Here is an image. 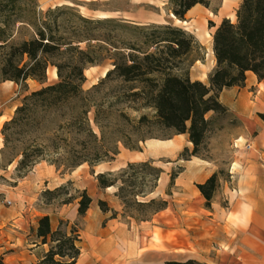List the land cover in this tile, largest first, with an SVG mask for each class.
Segmentation results:
<instances>
[{"label":"trees","instance_id":"obj_1","mask_svg":"<svg viewBox=\"0 0 264 264\" xmlns=\"http://www.w3.org/2000/svg\"><path fill=\"white\" fill-rule=\"evenodd\" d=\"M37 1L0 0V82L11 80L26 90L29 80L44 84L24 95L2 128L4 147L17 149L21 158L16 170L23 175L42 161L62 174L84 163L93 169L115 160L121 146L141 151L145 141L169 138L170 133H187L193 144L191 155L200 157L212 115L229 112L220 100L221 91L243 86L248 72L264 80V0H241L235 20L223 18L217 26L210 21V27H216V66L209 84L190 77L203 46L180 26L125 18L94 19L69 6L43 12ZM196 4L210 6L209 0L168 2L180 20ZM24 29L30 31L29 36L18 38ZM105 60L112 61V68L85 89V70ZM50 67H56L58 79L47 83ZM154 162H128L125 167L99 172L98 186H117L116 195L122 203L127 208L137 206L138 215L131 216L151 220L168 207V200L160 196L138 199L158 187L164 170ZM222 172H213L196 184L207 209L212 208L221 187ZM177 176V172L171 175L170 188ZM68 185L71 180L44 194L58 193ZM77 198L78 214L83 217L93 198L84 189L78 197L72 195L63 202L69 204ZM98 204L103 212L111 210L105 200ZM111 217L116 218V212ZM61 225L53 229L49 214H44L31 228L34 244L48 245L47 251L38 254L37 264L77 263L82 253L79 227L74 224L67 231ZM0 264H8L1 249ZM162 264L208 263L188 258Z\"/></svg>","mask_w":264,"mask_h":264},{"label":"rangeland","instance_id":"obj_2","mask_svg":"<svg viewBox=\"0 0 264 264\" xmlns=\"http://www.w3.org/2000/svg\"><path fill=\"white\" fill-rule=\"evenodd\" d=\"M37 2L39 9L43 12L56 6H69L77 13L94 19H100L99 15L106 14L109 18H125L135 22L172 23L193 33L203 46L201 59L198 60L196 65L199 68H204L202 64L205 66L211 64L212 55L209 48L211 44L213 48V38L212 41L204 39L198 27L203 25V28L211 33L210 21L215 18L212 11L217 8L221 0H209V10L202 9L201 12H196L195 9L185 16L181 22H177L176 18L172 16L168 5L169 0H156L155 5L138 4L137 1L131 2L130 0H38ZM231 6L230 12L233 11L232 9H237L234 0H231ZM29 34L30 31L24 29L19 33L18 38L25 35L28 37ZM93 43L97 44L96 42ZM110 68H112L111 60H105L100 64L88 67L85 70L87 77L84 85L85 89H89L93 84L98 83L103 78V72ZM57 79L58 77L53 75V67H50L47 83L55 82ZM42 85L44 84L29 80L28 89L26 90L15 82H0V144H3L0 148V249L5 252V260L8 264L22 263L21 259L15 257V252L19 248L14 243H19L22 248L32 246L35 237L32 235L31 228L34 226L33 224L37 225L38 213L44 211V207H47L50 213L59 217V222L53 226V229H56L61 222V228L67 231H70L74 224L78 225L82 238L80 245L84 253L80 263L88 264L91 261L87 256L90 249L87 242L89 225L81 217H70L69 211L63 213L64 208L78 204L79 200L77 198L71 202L72 205L70 203L69 205L64 204L65 199L72 195L78 197L84 189H87L93 198L94 204L98 207L100 199L107 202L111 208L109 216L116 212L119 219L130 221L132 223L130 229L135 235L142 233L144 227H160L162 224L159 215L162 213L154 215L146 223L136 220L131 215H138L137 206L132 204L130 208H127L119 196L116 195L117 186L111 189L100 188L96 180L98 165L92 169L88 163H84L75 172L62 174L61 171H57L56 179L61 182L60 185L66 184L68 180L72 181V185H68L60 192L52 195H45L44 191L54 190L56 187L43 189L40 197L37 198L39 201L33 196H25V189L17 188L18 185H25L28 190V187L32 184L38 188L37 180H40L46 174L47 162L42 161L41 165L36 164L25 175L19 173L16 167L21 157L16 154L17 149L12 150L4 147L2 128L4 123L13 117L16 107L21 104L24 95L40 88ZM251 91L250 99L254 101V104H257L259 92L255 88ZM260 113L264 112H259L254 108L249 120L240 118L231 112L212 115L213 120L210 130L207 133L204 146L200 149L201 155L199 157L209 162L201 163L206 164L207 170L212 168L214 172L223 171L220 179L221 187L216 194L211 209L205 207V198L196 185L198 179L196 167H191V164L188 163V160H193L196 157L191 155L192 143L188 145L184 141L182 147L181 144L173 147L166 145L153 147L149 142H144L141 144V151L135 152L124 150L121 146V154L113 162L103 163V171H106L125 167L128 162L154 160V165L164 170L161 177L165 181L158 184L153 194L146 198L138 196V199L148 200L152 196H160L168 200V208L174 210L177 215L192 214L195 222L211 226V235L207 245L197 247L198 252L193 256L188 255L184 259L179 256L176 257V260L195 258L208 264H264V260L259 261L261 257H264V226L261 228V233L252 232V228L257 225L259 218L258 209L261 208L256 204H264V116ZM172 137H174V134L170 133L169 138L167 136L161 140ZM187 140L189 141V139ZM247 144H251L252 147L250 149L246 148ZM175 172L178 173L175 186L170 188L171 175ZM41 187H43L42 181ZM168 191H171L172 194H167ZM251 195L256 199L255 206L250 202ZM196 201L199 202V205L194 208L193 204ZM17 206H21V213L31 215L29 224H26V228L21 231L22 234L14 231L18 228L16 225L17 218L21 214L7 216V212L14 211ZM106 222L107 219L103 220L101 225L105 226ZM214 227L216 228L215 231ZM248 242L251 247L247 245ZM32 264H37L36 258H34Z\"/></svg>","mask_w":264,"mask_h":264},{"label":"crops","instance_id":"obj_3","mask_svg":"<svg viewBox=\"0 0 264 264\" xmlns=\"http://www.w3.org/2000/svg\"><path fill=\"white\" fill-rule=\"evenodd\" d=\"M89 1H98V0H89ZM131 2L137 1L136 3L142 4H151L155 5L156 0H130ZM235 6L238 8L241 0H234ZM199 6L201 9L209 10V7H206L201 4H196L193 6L189 11H191L194 7ZM231 0H221V3L217 6L216 9L212 11L213 13V22L216 24V26L222 21L223 18H230L232 19L231 15L233 12L236 13V9H232L233 11L230 12L231 8ZM234 8V7H233ZM189 11L186 13L185 16L189 13ZM233 20V19H232ZM139 23H146V22H139ZM149 23V22H148ZM216 27H211V29H215ZM214 33V32H213ZM213 50V48H212ZM211 56V64L210 66H205L202 64L204 68H199L196 64L198 63V60L193 64V66L190 69V77L195 80H202L205 83L209 84V76L211 72L214 70L216 66V59L214 56V53ZM255 88L257 92H260L262 88H264V80L259 81L257 76L253 72L247 73V78L245 81V84L243 86H233L229 88H224L220 93V100L221 102L227 107L229 112L237 115L240 118H244L249 120L251 118V114L253 109L257 104H254V101L250 99V95L252 93V89ZM261 106L264 105V96H263V104H260ZM256 109V108H255ZM259 112H264V108L257 109ZM1 117V115H0ZM189 139L187 133L183 134H176L174 137L165 140L166 146H176L178 144H181V147L184 145V141H186L189 145ZM1 143V139H0ZM145 143H148L145 141ZM3 144H0V148ZM129 152H132L129 149H126ZM135 152V151H133ZM188 163L191 164V167H196L195 170L198 174V179L196 183L204 182L213 172L214 169L209 168L207 170L206 164L201 163H209L206 160H202L199 157H194L193 160H188ZM41 165V163H39ZM47 168L45 169L46 174L44 177L40 178V180H37V187L36 188L33 184L28 187V190L25 185L20 186L18 185L17 188H21V190L25 189V196L27 197H34L38 198L40 197V194L43 189H53L61 184V182H58L56 179L57 169L54 165L46 164ZM198 168V169H197ZM188 169V166H187ZM63 179V178H62ZM64 180V179H63ZM41 181L43 182V187H41ZM40 184V185H39ZM112 188V187H111ZM110 187L107 189H111ZM29 193V194H27ZM24 194V192H23ZM250 202L253 203L255 206V198L251 195ZM37 201H39L37 199ZM72 205V203H70ZM69 204V205H70ZM259 205L261 208L258 209V221L257 225L252 228V232H258L261 233V228L264 226V204H256ZM262 205V206H261ZM47 206V205H44ZM78 204H75L69 208H64V211H69L70 217L77 218L81 217L78 214L77 209ZM26 207V205H25ZM168 208V207H167ZM166 208V209H167ZM21 206H17V209L14 211L7 212V216H14L21 214V216L17 218V227L14 229L15 232L21 233L22 230L26 228V224H29V221L31 220V215L28 213H21ZM164 209V210H166ZM44 211H40L38 213V217L49 214L50 220H51V226L53 228L54 225H57L59 222V217L56 215H53L49 212V209L47 207H44ZM164 210L160 211L161 213L164 212ZM158 212L157 214H159ZM66 216V215H65ZM112 216V215H111ZM109 216V212H103L100 207L94 204V201L91 204V207L88 209L85 216L81 217L85 220V223L89 225V231L87 232V242L89 243V253L87 256L89 257L90 263L88 264H102L104 260H108V264H129L130 261L135 259L138 256V249L140 247L136 246L133 242L134 240V233L131 231L132 223L130 221H123L119 219L118 217L112 218ZM61 218V217H60ZM107 219L106 225H101V222L103 220ZM148 221H139L141 223H146ZM100 224V225H99ZM33 227H36L35 224H33ZM94 228V229H93ZM93 229V230H92ZM22 234V233H21ZM253 242V241H252ZM249 243V242H248ZM16 247H18V251L15 252V257L18 259H21L22 263L19 264H32V261H34V258L38 260V254L42 253L44 251L48 250V245H39L32 244L29 248H22L19 246V243H14ZM249 247L250 243L247 244ZM103 247L106 249V251L103 250ZM38 252V253H36ZM94 253H98V257L94 256ZM37 254V255H36ZM84 256V253L82 251L80 257L77 260L76 264H82L80 263V260ZM130 258H133L132 260ZM167 260H176V258H165L161 263H150V264H162ZM264 260V257L260 258V262ZM84 264V263H83ZM86 264V263H85Z\"/></svg>","mask_w":264,"mask_h":264},{"label":"bare ground","instance_id":"obj_4","mask_svg":"<svg viewBox=\"0 0 264 264\" xmlns=\"http://www.w3.org/2000/svg\"><path fill=\"white\" fill-rule=\"evenodd\" d=\"M199 6L194 7L188 14L192 13ZM201 9H197L196 12H200ZM187 14V15H188ZM172 16L175 15L172 13ZM232 19H236V13L233 12L231 15ZM100 19L108 18V15L101 14L99 15ZM177 22H181L180 19L175 17ZM198 30L201 35L204 36V39L212 41V33L215 29H211V33L203 28V25H199ZM209 52L212 55L214 52L212 50V44L209 48ZM213 56V55H212ZM107 70L103 72L105 76ZM53 75L57 77L56 67H53ZM4 82L14 83L11 80ZM264 88L259 92L257 97L256 109L264 108L263 104ZM149 144L153 147H159L160 145H166L165 140L161 139H149L147 140ZM191 143V141H189ZM124 150L126 148L122 147ZM128 151V150H127ZM121 154V153H120ZM82 165L77 167L73 172L79 169ZM104 170V164H99L96 174ZM165 180H162V177L159 180V184L164 183ZM111 188V187H110ZM194 195V194H193ZM197 197V196H196ZM199 205V202L196 201L193 204V207L196 208ZM194 215L192 214H183L177 215L174 210L167 208L159 215L161 221V226L157 227H144L142 233L134 235V244L140 247L138 256L130 261L129 264H150V263H161L165 258H186L185 256H193L198 252L197 247H204L208 243V239L211 235L210 225L195 222ZM212 225V224H211ZM210 226V227H209ZM215 228V227H214ZM216 228L214 229V231ZM215 233V232H214ZM180 248V249H178ZM177 249V250H176ZM103 250L106 249L103 247ZM173 250V251H172ZM94 256L98 257V253H94ZM108 260H104L102 264H108Z\"/></svg>","mask_w":264,"mask_h":264},{"label":"built area","instance_id":"obj_5","mask_svg":"<svg viewBox=\"0 0 264 264\" xmlns=\"http://www.w3.org/2000/svg\"><path fill=\"white\" fill-rule=\"evenodd\" d=\"M251 147H252L251 144H247V145H246V148H248V149H250Z\"/></svg>","mask_w":264,"mask_h":264},{"label":"water","instance_id":"obj_6","mask_svg":"<svg viewBox=\"0 0 264 264\" xmlns=\"http://www.w3.org/2000/svg\"><path fill=\"white\" fill-rule=\"evenodd\" d=\"M111 162H113V161H111ZM111 170H114V169H111Z\"/></svg>","mask_w":264,"mask_h":264}]
</instances>
